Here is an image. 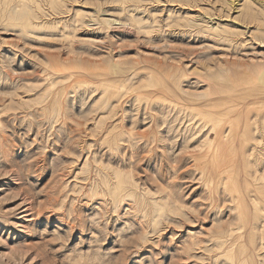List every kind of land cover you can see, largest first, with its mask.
Here are the masks:
<instances>
[{
  "label": "rangeland",
  "instance_id": "1",
  "mask_svg": "<svg viewBox=\"0 0 264 264\" xmlns=\"http://www.w3.org/2000/svg\"><path fill=\"white\" fill-rule=\"evenodd\" d=\"M0 264H264V0H0Z\"/></svg>",
  "mask_w": 264,
  "mask_h": 264
},
{
  "label": "bare ground",
  "instance_id": "2",
  "mask_svg": "<svg viewBox=\"0 0 264 264\" xmlns=\"http://www.w3.org/2000/svg\"><path fill=\"white\" fill-rule=\"evenodd\" d=\"M236 1V0H235ZM174 2V1H173ZM250 7V6H249ZM250 9V8H249Z\"/></svg>",
  "mask_w": 264,
  "mask_h": 264
}]
</instances>
